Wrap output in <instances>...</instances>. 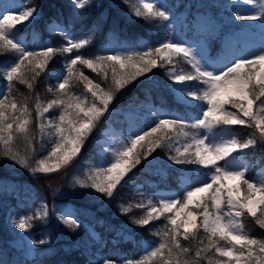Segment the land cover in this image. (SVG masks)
<instances>
[{
	"label": "snow or ice",
	"instance_id": "snow-or-ice-1",
	"mask_svg": "<svg viewBox=\"0 0 264 264\" xmlns=\"http://www.w3.org/2000/svg\"><path fill=\"white\" fill-rule=\"evenodd\" d=\"M89 2L74 0V6L82 9ZM244 2H256L259 6L253 14H236L233 18L240 22L260 21L264 30V0ZM38 15L37 7L23 5L0 12V54H17L15 60L2 70L6 81V89L0 93L3 155L29 168V157L20 155L13 145L18 137H23L35 153L32 142L36 138L30 134L34 111L40 140L43 141L45 136H54L55 140L47 155L38 159L29 171L45 175L60 171L79 156L97 123L108 113L116 92L152 73L153 69L173 65L175 58H182L192 71L178 72L173 66L166 75L177 102L198 109L192 122L188 123L180 116L159 118L155 126L132 133L127 143L118 148L101 149L112 153L102 160L106 166L96 168L86 180H78L77 184L110 202L134 169L145 161L151 162L149 158H155L153 154L157 149L171 150L175 143H181L183 151L180 147L175 148L177 155L169 157L171 162L208 169L206 179L199 181V186L190 185L182 200L161 196L155 204L150 199L143 216L130 218V222L138 227L149 226L161 218L163 225L155 233L160 237L159 243L150 244L145 255L138 260L128 259L126 264H200L202 260L207 264H264V238L245 231L242 222V217L247 215L264 229V174L250 179L247 178V164L236 166L240 154L255 147L258 140L264 142V43L257 52L234 57L227 63L209 58L200 44L176 41L170 36L161 40L158 46H148L144 51L123 50L115 54L85 56L80 50L89 45L92 36L73 39L60 24L53 22L51 31L64 32L66 44L29 51L18 35ZM130 15L150 23L170 21L173 13L160 0H138L137 4L131 5ZM167 27L171 28V25ZM58 53L68 54L64 70L51 72L49 63ZM84 69L94 73L99 81L86 75ZM41 73L56 80L55 87L48 89L53 98L45 101L37 94L34 108L27 102L18 103L15 97L10 98L14 82L33 90ZM109 80L110 85L103 87L102 84ZM192 82H195L194 86ZM76 84L82 85L81 91H74ZM196 101L199 103H193ZM52 113L56 115L49 119L48 114ZM237 125L252 129L251 135L243 141L238 139L232 131ZM170 132L173 135H169ZM136 207L144 208L145 205L140 203ZM121 211L127 214L130 208L122 207ZM47 216L48 206L42 204L35 215L20 217L13 223L27 233L34 220L43 221ZM58 218L66 225L74 226V230L81 227L74 212L61 211ZM201 230L205 235L198 238ZM189 238L197 240L194 252L181 243ZM205 239L207 244H204ZM39 243L44 244L46 240ZM202 244L203 248L200 247ZM103 264H116V261L105 259Z\"/></svg>",
	"mask_w": 264,
	"mask_h": 264
},
{
	"label": "trees",
	"instance_id": "trees-1",
	"mask_svg": "<svg viewBox=\"0 0 264 264\" xmlns=\"http://www.w3.org/2000/svg\"><path fill=\"white\" fill-rule=\"evenodd\" d=\"M16 1L19 6H35L39 12L37 18L26 24L18 35L27 50L37 51L47 46L59 48L65 45L64 32L49 30V26L56 22L73 39L92 36L89 45L80 50L85 56L111 54L107 45L109 37L114 45L124 46L126 50L144 51L148 46H158L168 36L172 38L178 35L192 40L203 37L208 48L207 55L214 59L221 52L223 38L227 34L244 27L255 30L257 22L236 21L233 17L241 13L231 0H163L161 3L173 13L171 20H154L150 23L131 17V5L137 4L138 0H90L82 9L74 6V0ZM6 8L8 9V5ZM207 12L222 22L217 34H202L195 29L199 15ZM182 13L185 14L183 19L180 17ZM168 24L171 28L167 27ZM16 55L0 54V93L6 89L2 70L6 64L15 60ZM67 56L68 54L58 53L49 63V70L63 72ZM173 66L178 72L192 71L182 58L177 57L173 65L153 69L152 73L116 92L108 113L97 123L79 156L56 173L45 175L32 174L29 171L38 159L47 155L55 140L54 136H45L43 141L40 140L41 134L34 111L30 134L36 138L32 142L35 153L23 137H18L13 145L20 155L29 157V168L5 157L0 147V264H103L105 259H113L116 264H126L128 259L138 260L145 255V249L150 244L159 243L160 237L155 233L162 229L163 218L146 227L133 225L130 218L143 216L150 199L158 204V193L161 191H173L175 198L182 200L187 190L184 181L196 176L206 179L205 173L208 169H201L195 164H173L169 159L170 156L177 155L173 147L171 150L157 149L153 154L155 158H149L151 162L145 161L134 169L127 183L117 189L110 202L91 194V190L81 189L77 181L86 180L96 168L106 166L102 164L104 157L101 152V133L108 126L119 127L125 132L129 126L126 118L128 115H144L143 118L138 117L135 123L137 132L147 131L155 126L159 118L171 119L180 116L186 122H192L198 109L175 99L171 81L166 75L167 70ZM84 71L86 75L99 81L100 78L90 70ZM110 83L109 80L102 86L107 88ZM55 84L54 78H48L41 73L33 90L14 82L10 98L15 97L18 103L27 102L30 108H34L37 94L41 100L53 98L48 89L55 87ZM194 85L195 82H192V86ZM81 89L82 85L76 84L74 91L79 92ZM55 115L56 113L48 114V118L52 119ZM176 131L179 132L180 129L177 128ZM232 131L241 141L252 133V129L239 125L234 126ZM169 135L173 134L170 132ZM173 146L180 147L183 151L181 143ZM107 155L111 156L110 153ZM242 157L250 166L247 178H258L259 169L264 168V142L258 140L255 147L242 153ZM140 203L145 207L137 208L136 205ZM42 204L48 206L45 220H34L33 227L27 233L14 226V220L35 215ZM58 204L69 206L81 227L74 230V226L70 227L61 222L55 212ZM122 207L130 208V211L125 214L121 211ZM242 222L245 231L257 238H264V229L255 224L254 218L245 215ZM124 228L129 233L128 236L123 235ZM204 235L202 230L197 234L198 238ZM26 236L37 242L33 244L30 254L11 244L12 241L24 239ZM40 240H46V243L40 244ZM181 243L193 252L197 247V240L193 238L182 240ZM204 244H207L206 239ZM204 244L200 247L203 248ZM191 255L192 253L189 254ZM200 264H207V261L202 260Z\"/></svg>",
	"mask_w": 264,
	"mask_h": 264
},
{
	"label": "rangeland",
	"instance_id": "rangeland-1",
	"mask_svg": "<svg viewBox=\"0 0 264 264\" xmlns=\"http://www.w3.org/2000/svg\"><path fill=\"white\" fill-rule=\"evenodd\" d=\"M147 2H151V0H147ZM163 2V0H160ZM232 4L236 6L237 10L241 14H253V12L258 8L259 4L254 2V4H247L244 0H231ZM8 5V9L6 6ZM19 7L16 0H0V12L12 10ZM17 14V13H13ZM181 19L185 17V14L182 13L180 15ZM260 21L255 23L256 29L252 30L247 27L234 31L231 34H227L223 38L222 42V50L218 55L213 59H221L224 63H227L229 60L233 59L234 57H242V55L246 56L249 53L257 52L260 48L261 44L264 43V34H262V30L260 27ZM222 22L214 19L208 12L205 14H200L198 20L195 24V29L197 32L203 33H211L217 34ZM49 30L51 31V26H49ZM173 40L176 41H183L187 40L189 42H195L203 46V50L205 53H208V48L204 44L203 37L199 38L198 40H192L189 38H185L183 36L174 35L172 36ZM109 51L111 54H115V52L126 50L124 46L121 45H114L112 41H109ZM174 93V92H173ZM175 97V93H174ZM176 99V97H175ZM199 103V102H193ZM138 117L143 118L144 115L140 114H130L126 118L128 119L129 126L127 130L124 132L119 127L108 126L105 128L101 133V149H116L121 144L127 143L128 138L134 132H137V126L135 123L138 121ZM177 148V146H173ZM102 152L103 157L105 158L107 155L106 152ZM112 155L111 152H108ZM243 164H247L248 168L250 167L248 163L243 161L242 154L238 156L236 161V166L239 167ZM264 174V168L259 169V176ZM204 180L201 176H196L191 180H185L186 189L190 190V185L196 184L199 186V181ZM161 196H169L175 198V193L173 191H161L158 193V198ZM61 211H68L73 212L72 209L65 205V204H58L55 208L56 215L59 217ZM124 236H128L129 233L125 231L123 232ZM13 246L20 248L24 251V253H31L33 244L31 243L30 237L26 236L24 239H18L11 242Z\"/></svg>",
	"mask_w": 264,
	"mask_h": 264
}]
</instances>
